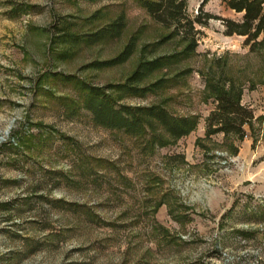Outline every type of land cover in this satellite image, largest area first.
I'll return each mask as SVG.
<instances>
[{"label": "rangeland", "instance_id": "obj_1", "mask_svg": "<svg viewBox=\"0 0 264 264\" xmlns=\"http://www.w3.org/2000/svg\"><path fill=\"white\" fill-rule=\"evenodd\" d=\"M202 2L188 0L191 17ZM204 10L215 19L186 54L138 0H0V264H223L222 249L264 264V43L226 36L220 19L243 14L220 0ZM120 17L119 34L91 42ZM132 42L126 62L103 65ZM155 59L139 87L161 84L121 103L163 105L195 130L95 125L79 84H124ZM228 82L256 118L243 139L207 138L212 87Z\"/></svg>", "mask_w": 264, "mask_h": 264}, {"label": "trees", "instance_id": "obj_2", "mask_svg": "<svg viewBox=\"0 0 264 264\" xmlns=\"http://www.w3.org/2000/svg\"><path fill=\"white\" fill-rule=\"evenodd\" d=\"M150 17L165 29L172 30L169 38L180 37L186 44L184 52L192 54L198 47L199 27H206L215 17L205 12L204 7L210 0H203L198 14L191 17L188 14V0H138ZM229 9L243 14L242 21L230 19L223 21L226 36L245 37V45L251 51L264 43L259 40L264 36V0H220ZM124 18L95 34L90 35L91 42H98L108 35L119 34L124 29ZM133 42L115 59L103 65L122 64L132 55ZM98 63V66H101ZM163 59L142 62L124 84L108 87L92 86L80 83V89L85 93L83 109L91 115L95 125L108 130L123 132L131 137H143L152 123L159 124L174 140L188 136L197 127L195 117H177L163 105L131 106L122 104L125 96L145 95L158 87L161 82L151 87L141 88L139 85L154 72L163 68ZM229 85L212 87L215 108L206 118V137L218 134L235 135L240 139L246 136V127L255 120L254 111L242 104V89L232 82ZM114 93L119 94L115 96ZM157 139L152 143L155 144Z\"/></svg>", "mask_w": 264, "mask_h": 264}, {"label": "built area", "instance_id": "obj_3", "mask_svg": "<svg viewBox=\"0 0 264 264\" xmlns=\"http://www.w3.org/2000/svg\"><path fill=\"white\" fill-rule=\"evenodd\" d=\"M222 259H223V264H237L236 261H234V259H232V257L230 256V254L228 253L227 249H222ZM257 256V260L253 263V264H259L260 263V257H258L259 255V251H255L254 252Z\"/></svg>", "mask_w": 264, "mask_h": 264}]
</instances>
